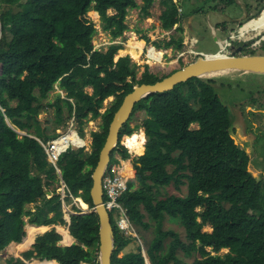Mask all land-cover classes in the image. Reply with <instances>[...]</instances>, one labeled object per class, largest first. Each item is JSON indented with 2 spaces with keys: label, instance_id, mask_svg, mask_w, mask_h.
<instances>
[{
  "label": "trees",
  "instance_id": "trees-1",
  "mask_svg": "<svg viewBox=\"0 0 264 264\" xmlns=\"http://www.w3.org/2000/svg\"><path fill=\"white\" fill-rule=\"evenodd\" d=\"M142 1L147 13L153 0ZM261 1L259 15L264 13ZM163 3L162 28L180 32L169 35L164 46L180 49L182 14L173 0ZM137 5L135 0H0V106L4 109L0 108V251L23 238V215H31L29 221L36 224L66 223L64 203L71 195L92 208L91 172L114 111L134 84L167 75L158 76L146 67L136 78L129 55L114 59L120 43L105 49L94 46L97 28L86 15L90 9L99 14L102 29L116 38L128 28V9ZM260 47L264 53V41ZM214 82V77H192L134 104L129 119L138 109L145 112L139 125L146 135L144 146L129 136L124 142L133 131L128 119L110 162L118 160L116 153L128 157V144L129 149L137 146L132 170L138 186L132 188L134 181L129 180L118 201L137 232L143 237L151 230L152 235L144 247L118 255L130 237L123 236L111 217L115 238L111 264H186L183 258L191 259V264H264V174L253 173L250 153L234 141L231 111ZM56 86L65 96L57 92L51 101L48 95ZM108 96L113 100L101 112ZM44 106H54L56 128L71 116L79 129L86 119L101 118L100 129L92 132L91 151L83 154L82 147H70L62 152L56 163L62 177L56 176L36 138H51L37 131V116ZM5 116L28 134L19 136ZM55 180L64 182L69 192L62 185L45 197L46 186ZM169 186L185 192H167ZM26 203H35V208H25ZM165 220L177 223L183 238L175 229L164 228ZM68 231L72 243L57 244L61 234L52 228L38 234L31 248L11 256L7 264H28L24 259L33 256L58 264H98L96 212L71 215Z\"/></svg>",
  "mask_w": 264,
  "mask_h": 264
},
{
  "label": "rangeland",
  "instance_id": "rangeland-1",
  "mask_svg": "<svg viewBox=\"0 0 264 264\" xmlns=\"http://www.w3.org/2000/svg\"><path fill=\"white\" fill-rule=\"evenodd\" d=\"M135 1L138 3V5L136 7L129 8L126 14L125 21L128 24V28L125 29L123 33L116 38H111L107 30L102 29L101 21L99 17L98 16L93 17L92 15L93 10H89L86 13V15L92 20L95 27L97 28V31L93 35L94 46L99 49H105L107 45H109L110 43H120L122 45V48H119L117 50L114 59H117L118 56L120 55H125V54L129 55L130 57L129 66L135 72L136 78L140 77L142 71L146 67L148 68L149 71L155 73L158 76H162L164 74L170 73L171 71L182 66L183 64L195 59V57L198 55V52L194 53L191 50L202 51V52H214V53L217 52L219 50V44L214 39V36H217V38L219 39H228L229 45L237 44V43L240 44L241 42L246 41V47L242 50V52L250 48L256 49L257 53L263 52V49L260 47V45L261 42L264 41V29L255 36L248 38L247 40H243V41L232 40L230 38L231 35L239 34V29L242 26V24H244L247 21H250V19L254 18L255 15L257 17L260 14L259 11L263 7V2L261 0H199L198 4H196L197 0H178L181 2L179 3V5L181 4L182 9H184V11L181 13L183 16H181L182 18L180 20V22H182V24L180 25L183 27L182 35L185 40L186 39L188 40L191 37H193V34L197 38V42L194 43H192L191 40H189L186 44L184 40L182 42V46L180 47V49H177L173 45L167 47L164 46V42L169 39V35L178 36L180 32L174 31L173 28L170 30L161 29L159 23V13L165 6L163 0H154L153 3L150 6H148L147 13L145 12V5L143 1L142 0H135ZM197 5H199L198 8ZM191 11L195 13V17L194 14H192L194 29H191L190 24L188 22L190 21L188 19L190 15L188 14H190ZM208 12L209 15L212 16L210 18V21L208 18H206V14ZM263 17H264V13L259 15L258 19L261 20ZM220 22H223L225 24V27L220 25L221 24ZM185 30L187 32H185ZM132 34L136 37V39L139 42H143V48L140 52L139 58L137 59H135L132 56L131 52L127 50L128 48L126 46V43L129 42ZM142 35H146V38L143 39ZM156 42L159 43L161 46L157 47L154 44ZM148 46L152 47V49L154 50H162L161 62L156 61L154 59H150L147 56ZM120 49H124V51H120ZM149 60L152 62H150ZM214 79H215L214 82L215 89L221 95L224 102L226 103L229 102L228 106L231 111V116L233 117L232 120L233 125L238 127L239 138L242 139H245L246 137L251 138L253 134L248 132L249 131L248 128H253L255 130L259 129V122L261 121L260 115L253 114L256 125L254 124L252 125L250 124V122H246V118H248L247 115L249 113H246L245 110L249 108V106H251L249 100L256 101V103L261 101L263 103V106L261 107H264V90L262 92V87H264V74L233 71V72L217 75L214 77ZM85 89L89 92L91 91V87L89 86L85 87ZM57 92L61 94V97L65 96V91H63V89L54 87V89L49 92L48 99L54 101ZM112 100H113V96H108L103 101L100 111L102 112L108 105H110ZM14 103L15 102L12 101V104ZM45 106L41 108L37 116V121H39V126H40V128H38L37 131L38 132L44 131L47 135H52L55 133L57 128L64 127L66 123L63 122L60 125H58V127L56 128L55 126L57 124L54 119L55 117L54 106H51L49 108H46ZM0 108L4 110L3 107L0 106ZM252 108L256 109L254 106ZM238 109L240 110V112ZM234 111L236 113L239 112L235 117L233 116ZM144 117H145L144 110L142 109L136 110V112L128 120L129 125L133 127V131L128 135L126 134L124 136V142H126V137L129 136L133 140H138L140 143H143L144 146V143L146 141V135H144L142 129L139 128V125L141 124V121ZM100 122H101L100 116H97L93 120L86 119L82 124V128L81 129L78 128V130L80 131L79 132L80 136L83 139L79 136H76V134H74L75 137L74 141L78 144L79 143L83 144L82 145L83 154H87L89 151L92 150V146H91L92 132L100 129ZM263 122H264V118H263ZM191 127H197V124L192 123ZM14 130L18 133L19 136L28 134V132L25 130H21V129L17 130L16 128ZM234 136L238 137L235 133ZM41 138L45 139L44 136H42ZM127 150L130 153V155L123 159L120 158L118 162L114 163V166L116 169H120L123 171L124 179L126 178L127 181L129 180L134 181V185L132 187L134 188L138 186V181L133 174V170H132L133 163L131 162V157L137 156L139 154L136 153L137 146H134L132 149H129V144H128ZM116 156H118V153H116ZM123 162L129 163L127 169H124ZM109 164L111 165V162ZM251 167L254 170L253 173L262 172L264 174V155H255L253 154L252 151ZM62 185L63 184L61 183V181H59L58 183V181L55 180L51 183V185L46 186V193L48 195H52L53 194L52 190L53 189L60 190ZM165 190L167 192H175V193L185 192L184 189H182L181 191H177L173 186H169ZM73 199H69V201L64 203L65 213H68V209L71 208V206L74 208L73 209L74 211L75 209H77L76 206H78L79 209L76 211L77 213H82L87 211V208L83 204L77 202L78 199L76 197ZM42 201L43 200L41 199L39 201H36V203L40 204ZM25 208L34 209L35 203L32 204L26 203ZM117 210L118 209L113 211L114 221L117 227L119 228V231H121V233L123 234V236L130 237L127 244L122 249L119 250L118 255H122L128 251H135L138 249V246L140 248H142V246L144 247V242L146 243L152 235L151 230L149 229L150 231H146L144 235L145 237L144 236L142 237L141 234H139L137 230L134 228V226L128 221V219L125 216H123V213L121 212L122 209L118 210L120 213ZM29 216L31 217V215ZM23 217L25 219L26 215H23ZM29 225H33V224L31 223L27 224L26 222L24 228L25 226L27 227ZM51 225L52 224H49L48 227ZM62 226H63L62 224H57L58 230L62 233V238L58 242L61 243L62 245H67L72 243L74 240H72L70 243L63 242V233H64L63 230H65V227ZM163 227L164 228L171 227L175 229L182 238L184 236L183 230L175 222H171L170 220H165L163 223ZM43 231L35 233V235L40 234ZM12 244L14 245V243ZM31 246L32 245H30V248ZM28 247L24 249H28ZM9 249L17 251L15 247H9ZM225 250L226 249H222L221 251H225ZM3 258L5 257L0 256V264L3 262L4 260ZM183 259L186 264H191V259H187V258L186 259L183 258ZM30 264H58V263L53 262V260L39 261L35 258L32 259V262Z\"/></svg>",
  "mask_w": 264,
  "mask_h": 264
},
{
  "label": "water",
  "instance_id": "water-1",
  "mask_svg": "<svg viewBox=\"0 0 264 264\" xmlns=\"http://www.w3.org/2000/svg\"><path fill=\"white\" fill-rule=\"evenodd\" d=\"M214 39L217 41V36H214ZM244 44L236 46L230 44V53L227 54H209L201 51L195 59L154 82L134 84L122 98L109 122L104 143L91 172L92 185L89 194L93 206L90 211H95L98 217V264H111V255L115 248L110 213L103 204L101 178L108 165L111 152L117 144L119 131L129 119L134 104L151 93L170 90L176 84L192 77L211 78L233 71L264 74V53H241ZM219 51L220 49L217 52ZM5 120L11 128L15 129L8 117L5 116ZM232 137L234 138L233 135ZM234 141L236 142V140Z\"/></svg>",
  "mask_w": 264,
  "mask_h": 264
},
{
  "label": "built area",
  "instance_id": "built-area-1",
  "mask_svg": "<svg viewBox=\"0 0 264 264\" xmlns=\"http://www.w3.org/2000/svg\"><path fill=\"white\" fill-rule=\"evenodd\" d=\"M192 43L196 42V38L190 39ZM195 53L194 50H191ZM74 134L77 135L76 124L75 121L69 119L64 128L58 130L56 135L47 141H42L37 138V140L43 145L44 151L47 155V159L54 165L55 170L59 171L57 167V160L61 156L62 152L67 147H72L73 145L76 147L82 146L83 144L75 145L74 142ZM118 162L120 157H117ZM113 162L112 165L108 166L101 178V186H102V198L103 204L107 210L114 211L116 209H122L123 216L126 217L124 209L118 201V196L121 195L123 191L127 189V179L123 178V171L120 169H116ZM117 210V211H118ZM119 212V211H118ZM120 213V212H119ZM127 218V217H126Z\"/></svg>",
  "mask_w": 264,
  "mask_h": 264
},
{
  "label": "bare ground",
  "instance_id": "bare-ground-1",
  "mask_svg": "<svg viewBox=\"0 0 264 264\" xmlns=\"http://www.w3.org/2000/svg\"><path fill=\"white\" fill-rule=\"evenodd\" d=\"M92 15H93V17H97V12L93 10ZM247 26L250 27V25H247ZM263 29H264V17L261 20H257L255 22V25L253 27H251L250 29H247L244 27L242 28V31H240V29H239V34L231 35V39L232 40H247L248 38L255 36L258 33V31H262ZM238 36H240V37H238ZM217 42L219 44L220 51L215 52V53H217V54L218 53L219 54L220 53H222V54L230 53L228 39H219L218 38ZM126 46L128 48L127 50L131 52L132 56L135 59L139 58L140 52L143 48V42H139L136 39V37L132 34L129 42L126 43ZM120 51H124V49H120ZM204 53L213 54L214 52H204ZM147 56L150 59H154L156 61L161 62L162 50H153L152 47L148 46ZM150 62H152V61H150ZM14 128H16V127L14 126ZM17 130H19V129H17ZM123 164H124V169H127L128 165L124 162H123ZM25 229H26V233H27L26 238L23 242H21L19 244H15V248L17 250L27 248L29 246V244L31 243L32 237H34L35 233L43 231L45 229V226L35 224V225H29ZM63 232H64L63 233V242L64 243H70L73 240L72 236L70 234H68L67 232H65V230H63Z\"/></svg>",
  "mask_w": 264,
  "mask_h": 264
},
{
  "label": "flooded vegetation",
  "instance_id": "flooded-vegetation-1",
  "mask_svg": "<svg viewBox=\"0 0 264 264\" xmlns=\"http://www.w3.org/2000/svg\"><path fill=\"white\" fill-rule=\"evenodd\" d=\"M197 2H199V0H197ZM258 18H259V16L256 17V18H252V19H250V21H247L244 24H242V26L240 27V31H242V28L243 27L244 28H247V29H250L251 27H253L255 25V22L257 20H259ZM247 25H250V27H248ZM259 32H261V31H258V33ZM230 38H231V36H230ZM242 43H245L244 44V47H243V49H244L246 47V41H243L240 44H242ZM234 45L235 46L236 45H239V43L234 44ZM263 90H264V87H262V92H263ZM249 102H250L251 106H249V108H247L245 111H246V113H249L250 115L249 114L247 115L248 118H246V122H250V124L256 125V122L254 121L253 114L254 115H260V120L261 121L259 122V129L258 130H255L253 128H248L249 129L248 132H250L251 134H253L252 137L251 138L250 137H246L245 139H242V138H239V136H238V127H236L235 125H233L234 126V129H235L234 132L238 136V137H235V140L240 145V147H244L245 150L248 151L251 156H252V151H253V154H255V155H264V122H263V118H264V107H261V106H263V103L261 101H259V102L256 103V101H253V100H249ZM228 103L229 102H227V104ZM252 105L256 109H253L252 108L253 107ZM239 112H240V110H239ZM239 112L236 113L234 111L233 116L235 117ZM252 118H253V120H252ZM244 120H245V117H244ZM26 218H27V220H28V218L30 220L29 214L26 215ZM60 240H61V238H60Z\"/></svg>",
  "mask_w": 264,
  "mask_h": 264
},
{
  "label": "clouds",
  "instance_id": "clouds-1",
  "mask_svg": "<svg viewBox=\"0 0 264 264\" xmlns=\"http://www.w3.org/2000/svg\"><path fill=\"white\" fill-rule=\"evenodd\" d=\"M91 10V9H90ZM93 10V9H92ZM95 11V10H94ZM97 12V11H96ZM56 87H58V86H56ZM59 88V87H58ZM60 89V88H59ZM69 119H72V120H74L75 121V119H74V117L73 116H71L70 118H68L67 119V121L69 120ZM67 121L65 122V123H67ZM75 124H76V122H75ZM66 125V124H65ZM65 125H64V127H65ZM64 127H60V128H57L56 129V131H55V135H56V133H57V131L58 130H61L62 128H64ZM76 128H77V135L79 136V137H81L80 136V133H79V130H78V127L76 126ZM54 135V136H55ZM36 138H38V137H36ZM52 138V137H51ZM51 138H49V139H51ZM82 138V137H81ZM49 139H47V140H49ZM83 139V138H82ZM46 140V141H47ZM126 143V142H125ZM127 144V143H126ZM80 147H83V146H79V147H76V146H72L71 148H73V149H78V148H80ZM68 148H70V147H67L66 149H68ZM116 157H120L119 155L118 156H116ZM121 158V157H120ZM110 159H111V155H110ZM110 159H109V162H108V165H107V167L109 166V163H110ZM123 159V158H122ZM131 162H132V157H131ZM106 167V168H107ZM127 183H128V181H127ZM63 184V186H65L66 188H67V186L65 185V183L63 182L62 183ZM62 188H60V190H61ZM59 190V191H60ZM58 191V190H57ZM67 191L69 192V190H68V188H67ZM50 192V191H49ZM71 195V194H70ZM44 196H46V197H50L51 195H48L47 193H46V188H45V191H44ZM73 198H75V197H72V195H71V199H73ZM74 200V199H73ZM77 202H79L80 204H81V201L78 199V201ZM65 206V205H64ZM76 208H78V206H76ZM81 208V207H80ZM122 208H123V206H122ZM31 209V208H30ZM74 208L71 206V208H69L68 209V213H65V212H63V218L65 219V221H66V223H63L62 225V227H65V232H67L68 234H70L69 233V231H68V226H69V223H70V216H71V214L73 213V214H82V213H86V211L85 212H82V213H77L76 211L77 210H73ZM91 209V208H90ZM90 209H88L87 208V212H89L90 211ZM31 210H33V209H31ZM109 211V213H110V217H113L114 216V214H113V211H110V210H108ZM111 212H112V215H111ZM72 214V215H73ZM22 218H23V229H24V232H25V234H24V236H23V239H24V237H25V235H26V231H25V228H24V225H25V223L27 222V224L28 223H33V224H36V223H34V222H29L26 218L24 219V217L22 216ZM26 221V222H25ZM129 221V220H128ZM49 224H52L51 226H49L48 227V225ZM49 224H36V225H44L46 228V230H50V229H54L55 231H57V232H59L60 234H61V238H62V233L58 230V228H57V224H61V223H49ZM38 235V234H37ZM37 235H34V237H33V240H32V242L29 244V247L28 248H30V245H32L33 243H34V239H35V237L37 236ZM73 238V237H72ZM74 240V239H73ZM21 242V241H20ZM57 244H59V245H62L61 243H59V242H57ZM26 250V249H25ZM25 250H23V251H25ZM22 251V252H23ZM21 252V253H22ZM37 259V260H39V261H41V260H43V261H49V260H45V259H40V258H38V257H35V256H33V257H30V259H24V261L25 262H27L28 264H30L31 262H32V259Z\"/></svg>",
  "mask_w": 264,
  "mask_h": 264
},
{
  "label": "crops",
  "instance_id": "crops-1",
  "mask_svg": "<svg viewBox=\"0 0 264 264\" xmlns=\"http://www.w3.org/2000/svg\"><path fill=\"white\" fill-rule=\"evenodd\" d=\"M154 1V0H153ZM164 1V0H163ZM174 2H176V4H177V8H178V10H179V12L180 13H182L183 11H184V9H182V6H181V4L179 5V3H181L180 1H178V0H173ZM199 2H196V4H198ZM181 6V7H180ZM199 7V5H197V8ZM164 8V7H163ZM195 9V8H194ZM193 9V10H194ZM92 10V9H91ZM160 13H161V11H160ZM160 13H159V15H160ZM192 14H194V17H195V13H193L192 11H191V13L190 14H188V15H190L189 17H188V19L190 20V21H188L189 22V24H190V27H191V29H194V23H193V15ZM97 16L99 17V14L97 13ZM183 16V15H182ZM212 16H210L209 15V12L206 14V18H208L209 19V21H210V18H211ZM182 18V17H181ZM181 20V19H180ZM212 21V20H211ZM159 23H160V27H161V29H163L162 28V26H161V20L159 19ZM179 23L180 24H182V22H180L179 21ZM193 27V28H192ZM214 31V30H213ZM185 32H187L186 30H185ZM183 33V32H182ZM192 38V37H191ZM190 38V39H191ZM193 38H196V36L193 34ZM190 39H184V37H183V41L184 42H186V44H187V42L190 40ZM197 39V38H196ZM218 39V38H217ZM197 42V41H196ZM154 50V49H153ZM199 53V52H201V51H195V53ZM45 133V132H44ZM46 134V133H45ZM32 136H34V135H32ZM50 137H52V135L50 136ZM58 167V166H57ZM58 169H59V167H58ZM56 171V170H55ZM56 176L57 177H62L61 176V172H60V169H59V171H56ZM59 175V176H58ZM30 204H32V203H30ZM31 224H33V223H31ZM33 225H35V224H33ZM25 228H26V226H25ZM46 228V227H45ZM46 231V229H44V231L43 232H45ZM42 232V233H43ZM41 234V233H40ZM23 240V238L21 239V241ZM12 243H14V245L12 244ZM19 243H21V242H16V241H11L9 244H7L6 245V247H4V249L2 250V251H0V256H2V257H5V258H3L4 260H3V262L1 263V264H7V260L12 256H21L22 255V251L23 250H25V249H20V250H10L9 249V247H15V244H19ZM3 253H5V254H3ZM53 262H55L56 263V261H54L53 260Z\"/></svg>",
  "mask_w": 264,
  "mask_h": 264
}]
</instances>
